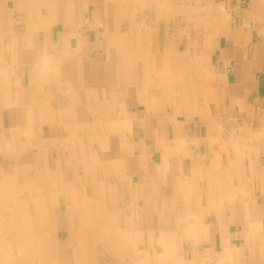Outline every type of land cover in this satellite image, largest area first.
Listing matches in <instances>:
<instances>
[{
    "label": "crops",
    "instance_id": "0c3cea01",
    "mask_svg": "<svg viewBox=\"0 0 264 264\" xmlns=\"http://www.w3.org/2000/svg\"><path fill=\"white\" fill-rule=\"evenodd\" d=\"M245 1L0 0V222L8 178L49 215L21 264L109 247L121 264H264V0ZM114 197L118 224L72 207Z\"/></svg>",
    "mask_w": 264,
    "mask_h": 264
},
{
    "label": "bare ground",
    "instance_id": "6f19581e",
    "mask_svg": "<svg viewBox=\"0 0 264 264\" xmlns=\"http://www.w3.org/2000/svg\"><path fill=\"white\" fill-rule=\"evenodd\" d=\"M138 26L144 28V26L147 25L146 22L143 20L139 23ZM65 91L67 93H70V88H66ZM14 137L15 136L13 135L12 139H15ZM7 147H9V145H6L5 149H7ZM10 179L11 178H8L7 180L4 181L6 183L7 182L9 183L7 184V186L6 183H4V185L6 186L5 187L6 191L4 194V201L6 203V214L3 215L2 220L0 222V264H21L23 260L28 261L36 257L37 255L36 248L40 247L41 242L45 243L46 245L49 244V241L45 238V235L41 236V234L37 233L38 232L37 230L39 229H36V228H40V225H43L44 227L47 226L46 225L48 223L47 218L49 217V215L47 214L48 209L44 207L45 206L44 201L41 203L40 207L38 208L39 203H37L36 200L33 201L27 200L25 202V207L22 208V205L19 203V201H16L15 198V195H17V190L15 189V187H13L14 181ZM2 185L3 184L0 183V195L3 193V191H1L4 188ZM64 185L66 187L68 186L67 184ZM31 202H34V204H31ZM52 202L53 200L49 199V203L51 204ZM75 203L78 206L80 204H83L84 206H90L93 216L95 215L97 218L103 217L104 222H112V224H118L122 220L120 219V221H115L113 217H111V214L108 215L104 213V211L108 212L111 211L112 209H109V206L106 205L103 199L101 200L99 199L95 201V199L92 198V200L88 199L85 203L83 202V200L76 202V199H74L72 201V207H77L75 206L76 205ZM30 205L35 207V209L38 208L36 210V213L35 210L32 207H30ZM28 208H30L34 214L27 216L25 210L28 212L29 210ZM50 247L53 249L54 245L51 244ZM85 255H82V257H84ZM107 255L108 254L105 253L102 254L101 255L102 257L98 261V264H107L108 261ZM110 263L111 262L108 261V264ZM56 264H60V263H56ZM69 264H77V263L70 262ZM88 264H93V263L90 262Z\"/></svg>",
    "mask_w": 264,
    "mask_h": 264
},
{
    "label": "rangeland",
    "instance_id": "374dc122",
    "mask_svg": "<svg viewBox=\"0 0 264 264\" xmlns=\"http://www.w3.org/2000/svg\"><path fill=\"white\" fill-rule=\"evenodd\" d=\"M248 0H246L245 1V6H247L248 5ZM145 17V18H144ZM143 18V19H142ZM137 20H139V21H142V20H144L145 22H146V24H150V21H152L153 19H152V14L151 13H145L144 15H142V14H140L137 18H136ZM259 75L260 76H264V71H260L259 72ZM233 115H235V116H233V119H234V121H232L231 122V126H230V128L232 127V129H234V128H236L239 124H240V121H241V114H239V113H236V114H233ZM225 122V121H224ZM222 125H223V127H219V124H218V127L220 128V131H223L224 132V128L226 127V125L223 123V122H220ZM125 200H123V199H121V198H116V197H114V198H112L111 199V204H110V208L112 209V211L114 212L113 213V215H112V217H113V219L115 220V221H117V214H116V211L119 209V208H126V204H125V202H124ZM60 218H61V216H60ZM59 236H60V238H61V244L62 245H66V238H67V236H66V232H65V230H63V231H61L60 232V234H59ZM91 240H93V239H90L89 240V244H94V247H93V250L94 251H99V250H102V248H105V247H102L101 246V244H100V241H99V239L96 241V242H94V241H91ZM101 240V239H100ZM91 241V242H90ZM90 249H92L91 247H92V245H89L88 246ZM95 248H96V250H95ZM66 249V248H65ZM109 249V250H108ZM107 250H106V252H107V256H108V261L109 262H111L112 264H121V257L123 256L121 253H120V251H118V249L115 247V248H113L115 251H111V248L109 247ZM118 251V252H117ZM118 253H120V255L118 254ZM108 261H107V264H108ZM127 261V260H126ZM126 261L124 262V264H127L126 263ZM218 261L215 259V258H213V257H210V258H208V260L206 261V264H218L217 263ZM110 263V264H111ZM93 264H98V261H96V259H95V261H94V263Z\"/></svg>",
    "mask_w": 264,
    "mask_h": 264
},
{
    "label": "built area",
    "instance_id": "2783aa9c",
    "mask_svg": "<svg viewBox=\"0 0 264 264\" xmlns=\"http://www.w3.org/2000/svg\"><path fill=\"white\" fill-rule=\"evenodd\" d=\"M219 127H223V125L222 124H219Z\"/></svg>",
    "mask_w": 264,
    "mask_h": 264
}]
</instances>
